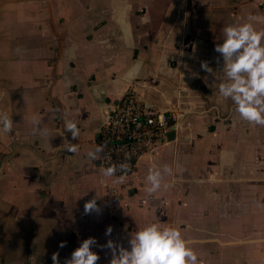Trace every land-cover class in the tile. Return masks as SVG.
I'll return each mask as SVG.
<instances>
[{"label": "crops", "instance_id": "0c3cea01", "mask_svg": "<svg viewBox=\"0 0 264 264\" xmlns=\"http://www.w3.org/2000/svg\"><path fill=\"white\" fill-rule=\"evenodd\" d=\"M249 15L264 30V0H0V113L13 120L0 133V264H52L54 252L65 264L89 237L97 264H110L99 245L130 248L150 223L177 227L199 264H264V126L220 96L214 51ZM129 89L177 121L119 183L86 153ZM165 166L150 196L149 169ZM93 198L98 210L86 214Z\"/></svg>", "mask_w": 264, "mask_h": 264}, {"label": "clouds", "instance_id": "9594fccd", "mask_svg": "<svg viewBox=\"0 0 264 264\" xmlns=\"http://www.w3.org/2000/svg\"><path fill=\"white\" fill-rule=\"evenodd\" d=\"M257 17L249 15L246 21L239 24H230L223 30L222 43H216L214 51L219 54L217 63L221 62L225 79L219 83V94L225 100L230 99L235 105L239 117L250 124L264 126V30H258L254 22ZM201 68L212 74V68L206 61L201 62ZM197 75V73H192ZM132 78V73H129ZM37 126L39 118L34 120ZM64 130L78 139L80 129L73 120L65 119ZM13 131V120L10 115L0 113V133L9 134ZM64 150L74 154L79 151L78 145L64 140ZM105 146L97 145L86 153L87 158L103 160ZM121 172L119 183H123L128 171V165L112 164L103 170L105 178L113 177ZM170 169L165 166L163 171L158 168L149 169L146 177L145 191L151 196L162 187L163 176ZM172 185L164 183L165 189ZM98 210L96 198L85 202L84 211L90 213ZM113 229L108 226L106 236H111ZM61 242L59 247H65ZM191 241L187 240L175 226L161 227L158 223H150L131 235L130 248H125L118 242L108 239L105 245H99L111 252L110 264H199V256ZM98 246L94 237L84 239L72 251L65 264H97L100 256L93 251ZM52 264H60L59 252L52 254Z\"/></svg>", "mask_w": 264, "mask_h": 264}, {"label": "built area", "instance_id": "2783aa9c", "mask_svg": "<svg viewBox=\"0 0 264 264\" xmlns=\"http://www.w3.org/2000/svg\"><path fill=\"white\" fill-rule=\"evenodd\" d=\"M176 121L177 116L171 111L148 104L127 90L98 131V143L105 146L100 165L105 169L112 164L126 163V174L132 172L143 154L158 150ZM116 175L122 173L118 171Z\"/></svg>", "mask_w": 264, "mask_h": 264}, {"label": "water", "instance_id": "95a60500", "mask_svg": "<svg viewBox=\"0 0 264 264\" xmlns=\"http://www.w3.org/2000/svg\"><path fill=\"white\" fill-rule=\"evenodd\" d=\"M174 135V127H171V130L168 132V137L171 138Z\"/></svg>", "mask_w": 264, "mask_h": 264}]
</instances>
